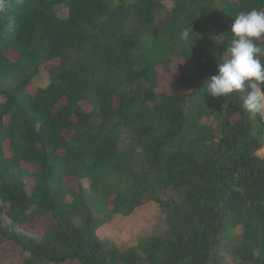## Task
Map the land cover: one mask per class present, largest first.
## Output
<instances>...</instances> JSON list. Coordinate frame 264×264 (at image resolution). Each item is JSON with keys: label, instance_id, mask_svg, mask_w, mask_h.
Wrapping results in <instances>:
<instances>
[{"label": "trees", "instance_id": "1", "mask_svg": "<svg viewBox=\"0 0 264 264\" xmlns=\"http://www.w3.org/2000/svg\"><path fill=\"white\" fill-rule=\"evenodd\" d=\"M253 9L264 0H6L0 236L24 264H264V122L205 84ZM149 202L164 234L125 250L99 239ZM36 217L40 238L17 230Z\"/></svg>", "mask_w": 264, "mask_h": 264}, {"label": "clouds", "instance_id": "2", "mask_svg": "<svg viewBox=\"0 0 264 264\" xmlns=\"http://www.w3.org/2000/svg\"><path fill=\"white\" fill-rule=\"evenodd\" d=\"M6 0H0V12ZM232 39L228 58L218 62L217 74L205 81L206 91L214 98L240 94L241 107L250 115L264 116V12L258 10L239 12L231 24ZM184 41L191 39L189 29L181 32Z\"/></svg>", "mask_w": 264, "mask_h": 264}, {"label": "rangeland", "instance_id": "3", "mask_svg": "<svg viewBox=\"0 0 264 264\" xmlns=\"http://www.w3.org/2000/svg\"><path fill=\"white\" fill-rule=\"evenodd\" d=\"M165 6L171 8L172 2L167 1ZM57 12L62 18H65L68 9L61 6L57 8ZM36 81L39 86L46 87L50 83L49 73L41 71ZM261 117L264 122V116ZM203 123L216 128V123L212 118L205 119ZM258 154L264 157V149H261ZM164 218L159 207L155 203L149 202L137 208L129 216H116L103 225L97 234L99 239L108 246L125 250L136 246L141 240L164 234L166 231ZM49 225L47 217H36L33 222L18 227L17 230L38 239L45 233ZM24 262L25 254L21 248L0 236V264H24ZM64 264L77 263L67 262Z\"/></svg>", "mask_w": 264, "mask_h": 264}]
</instances>
